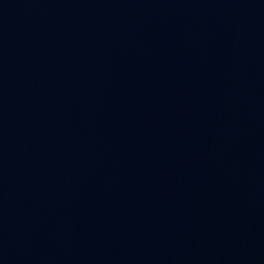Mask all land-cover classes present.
<instances>
[{
  "label": "water",
  "instance_id": "obj_1",
  "mask_svg": "<svg viewBox=\"0 0 264 264\" xmlns=\"http://www.w3.org/2000/svg\"><path fill=\"white\" fill-rule=\"evenodd\" d=\"M0 264H264V0H0Z\"/></svg>",
  "mask_w": 264,
  "mask_h": 264
}]
</instances>
